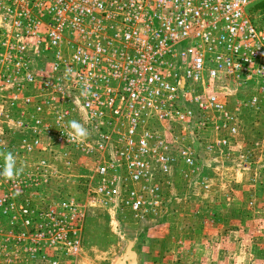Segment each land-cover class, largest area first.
<instances>
[{
	"label": "built area",
	"instance_id": "obj_1",
	"mask_svg": "<svg viewBox=\"0 0 264 264\" xmlns=\"http://www.w3.org/2000/svg\"><path fill=\"white\" fill-rule=\"evenodd\" d=\"M250 118L264 126V0H0V171L9 151L23 169L0 176L1 259L74 264L94 210L157 224L176 177L213 191L209 163H259Z\"/></svg>",
	"mask_w": 264,
	"mask_h": 264
},
{
	"label": "rangeland",
	"instance_id": "obj_2",
	"mask_svg": "<svg viewBox=\"0 0 264 264\" xmlns=\"http://www.w3.org/2000/svg\"><path fill=\"white\" fill-rule=\"evenodd\" d=\"M233 98H242L240 90L231 97V99ZM244 126L246 128L247 138L249 139H258L264 135V126L256 119H244ZM204 169L209 173L208 175L210 176L211 182L215 183L213 184V191H202L198 186L187 184V181L176 177L175 190L172 191L174 192L173 199L175 198L172 214H167L165 217L161 218L157 224H138L128 218H121V220L114 222L106 213L98 210L92 211L85 219L82 229L81 251L74 264H112L115 258L119 256L125 248L126 240L124 238L135 239L134 249L138 253V264H148L151 260H160L163 256H172V259L177 261L176 264H190L188 263L189 259L186 260V254L189 255L192 252L186 250V244L190 242L192 238H195V242H197L196 244L192 243V246H197L195 254L192 253V256L195 257V261H197L196 264L204 262L203 260L205 259L203 256L205 254L199 249V247L202 246L200 243L202 233H193L191 231L200 229L201 226L204 225V218H208L207 221L210 224H216L218 222L216 215L221 212L217 200L219 196V192L217 191L218 180L229 179L232 173H234V168L231 166L225 168L220 174V171L209 163ZM243 172L246 173L248 180L249 174L255 175V180H259L258 178L264 180V153L259 163L253 164L250 169L241 170L239 173L243 175ZM243 186H241L240 192L237 191L233 193L235 188L234 181L229 180V194L231 196H237V199L240 198L241 200V203L235 210L238 209V214L241 217L240 220L243 226H245L243 227L244 230L239 234H226V237L223 238V242H226L225 247L227 248L221 251L220 255L223 253L227 257H223V263L221 258H219L211 260V264H218L216 262H220V264H264V204L261 201L257 202L256 210L254 211L252 206H254L255 203H253L252 206V203H248L249 197L254 196L253 198H255L257 194L260 197H264V186H258L256 192H253V187L247 191L242 188ZM59 187L62 194H66L70 189H73L72 185L67 183L57 185L56 188ZM224 198L226 199L227 197ZM231 198L232 197L228 198V200ZM194 202L195 204L192 205ZM196 206H199L200 209L196 211L197 215L194 221H191V219L186 221V217L180 218V216H176V214L191 210L190 208ZM174 211L176 213H174ZM252 215H256V217H254L256 223L251 220ZM249 224L254 227H252L255 229L254 231L250 230ZM5 226V222H0V228ZM192 226L194 228H192ZM209 227L212 230L214 228L211 226ZM212 236L215 238L217 234L211 233L210 237ZM233 240L240 241L239 248H237L236 251L233 248ZM227 242L231 247L227 246ZM220 243L217 242L218 245ZM211 253L215 255L213 258H217V255H219V251L217 250ZM0 264L13 263H6L0 257ZM60 264H68V262L66 263L65 260H62Z\"/></svg>",
	"mask_w": 264,
	"mask_h": 264
},
{
	"label": "crops",
	"instance_id": "obj_3",
	"mask_svg": "<svg viewBox=\"0 0 264 264\" xmlns=\"http://www.w3.org/2000/svg\"><path fill=\"white\" fill-rule=\"evenodd\" d=\"M233 170H234V173H232V176L229 179L218 180L217 191L219 192V196H218L217 200H218V204H219V209H221V212H219V214L216 215L218 218V222L216 224H210L207 221L208 218H204V225L201 226L200 229H197L195 231H191L193 233H197V232L202 233L201 234L202 237L200 239V243L202 246L199 245L200 246L199 249H201V252L203 251V253L205 254L203 256V258L205 260H203L204 262H200L201 264H211L212 263L211 260H215V259H219V258H221L222 263H223L224 262L223 257L224 258L227 257L223 253H222V255H220V252L224 251L227 248V247H225L226 242H223L224 241L223 238L226 237V234H230V233L239 234L244 230L243 227H245V226H243V224L240 220L241 217L238 214L239 213L237 211L238 209L235 210V208L241 203V200H240V198L237 199V196H231L229 194V191H228L229 180L234 181L235 188L233 190V193L237 192V191L240 192V190H241L240 188L243 185L244 186L242 188L244 190H247V191L251 187H253V192H256V190L258 189V186H264V180H262L261 178H258L259 180H251V174H249V180H248L246 173L243 172L242 173L243 175H241L235 169H233ZM233 179H236V180H233ZM221 196H223V197H221ZM224 197H227V198L225 199ZM230 197H232V198L228 200V198H230ZM253 197L248 198V203L249 204L252 203L251 206L253 205V203H255V205L252 206V208H254L253 210L255 211L257 202L261 201L264 204V197H260L258 194L255 197L256 199ZM194 204H195V202L192 203V205H194ZM190 209L191 210H187L185 212H180V213L176 214V216H180V218L186 217V221H188L189 219H191V221H194V219L197 215L196 211L200 208H199V206L198 207L196 206V207L190 208ZM176 211H177V209H176ZM174 213H176V212L174 211ZM263 215H264V213H263ZM254 217H256V215H252L251 220L256 223V219ZM250 225L251 224H249V226ZM209 226L214 227L213 230ZM252 227L253 226H250V228H251L250 230L254 231L255 229H253L254 227L253 228ZM192 228H194V227L192 226ZM211 233H216L217 236L215 238H213V236L210 237ZM190 242H187L186 250L195 254V251H197L196 250L197 246L196 247L192 246V243L196 244L197 242H195V238H192V240ZM217 242L218 243L223 242V243H220L218 245ZM239 242L240 241H234L233 240V248L235 249V251L237 248H239V245H240ZM227 246L231 247V245L228 242H227ZM214 250L219 251V255H217V258H213L215 255H213L211 253ZM192 253L189 255L186 254L187 255L186 260L189 259L188 263H190V264H196L197 261H195V257L192 256ZM191 256L194 258H192ZM182 261H184V260H182ZM173 263L176 264L177 261L172 259V256H168V257L163 256L160 260L153 259V260H151V262H148V264H173ZM216 263L220 264V262H216Z\"/></svg>",
	"mask_w": 264,
	"mask_h": 264
},
{
	"label": "clouds",
	"instance_id": "obj_4",
	"mask_svg": "<svg viewBox=\"0 0 264 264\" xmlns=\"http://www.w3.org/2000/svg\"><path fill=\"white\" fill-rule=\"evenodd\" d=\"M70 128L74 132V136L72 137L75 139L76 137L86 138L88 135L87 129L78 121L73 120L70 121ZM4 155L5 165L2 171H0V176L4 177L7 180H13L17 178V176L22 172V168L16 167V158L13 152L9 151Z\"/></svg>",
	"mask_w": 264,
	"mask_h": 264
},
{
	"label": "water",
	"instance_id": "obj_5",
	"mask_svg": "<svg viewBox=\"0 0 264 264\" xmlns=\"http://www.w3.org/2000/svg\"><path fill=\"white\" fill-rule=\"evenodd\" d=\"M126 245L123 252L115 258L112 264H138L139 257L134 249L135 239H126Z\"/></svg>",
	"mask_w": 264,
	"mask_h": 264
},
{
	"label": "trees",
	"instance_id": "obj_6",
	"mask_svg": "<svg viewBox=\"0 0 264 264\" xmlns=\"http://www.w3.org/2000/svg\"><path fill=\"white\" fill-rule=\"evenodd\" d=\"M90 220V219H89ZM88 223V222H87Z\"/></svg>",
	"mask_w": 264,
	"mask_h": 264
}]
</instances>
